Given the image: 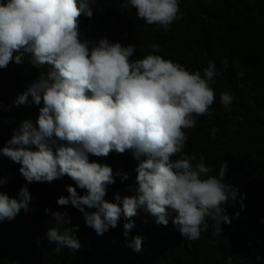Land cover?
Returning <instances> with one entry per match:
<instances>
[{"label":"clouds","instance_id":"9594fccd","mask_svg":"<svg viewBox=\"0 0 264 264\" xmlns=\"http://www.w3.org/2000/svg\"><path fill=\"white\" fill-rule=\"evenodd\" d=\"M91 3L95 0L0 2V69H17L13 67L29 54L43 74L14 101L16 106L25 105L31 97L33 108L43 107L35 125L23 121L0 149L21 165L22 178L17 198L7 195V187L0 191V221L22 218L20 210L28 211L34 194L29 191L67 189L69 195L60 196L57 204L77 208L85 224L101 236L110 227L116 233L124 216L129 222L123 225V235L129 240L131 218L140 208L165 226L175 213L172 223L191 240L199 238L202 225L207 226L206 217L218 225L230 224L234 219L226 212L238 189L224 182L227 163L214 176L204 156L182 154L199 124L195 117L211 114L215 62L209 61L202 72L190 71L157 54L133 60L136 46L128 39L90 42L78 19L94 15ZM129 4L133 8L124 11L133 12L151 29L158 24L167 30L183 16L179 0H127L121 6ZM151 48L153 53L161 50L159 44ZM228 66L225 58L223 67ZM220 101L228 108L233 96L221 92ZM89 154L101 157L90 162ZM133 155L147 158L141 162ZM65 175L72 179L68 184L62 181ZM9 180L0 179L4 184ZM135 183L136 194L121 198L127 191L135 192ZM33 215L27 217L39 219ZM67 215L52 212L57 226L50 228L40 217L36 236L49 229L50 242L78 251L79 225L66 227L71 224ZM128 246L140 252L142 237H132Z\"/></svg>","mask_w":264,"mask_h":264},{"label":"trees","instance_id":"16d2710c","mask_svg":"<svg viewBox=\"0 0 264 264\" xmlns=\"http://www.w3.org/2000/svg\"><path fill=\"white\" fill-rule=\"evenodd\" d=\"M124 1L127 0L91 3L94 15L78 19L84 39L98 42L107 38L112 43L128 39L136 46L133 60L157 54L190 71L202 72L209 61L215 62L217 75L212 82L215 100L209 108L211 114L195 117L199 124L182 154L204 156L206 166L213 168L210 175L214 176H218L221 164L227 163L224 182L238 189L236 200H230L233 207L226 212L234 220L218 225L206 217L207 226L202 225L199 238L191 240L182 236L172 223L175 213H171L165 226L140 208L131 218L134 227L128 240L124 238L123 225L129 220L124 216L116 233L117 229L110 227L102 236L97 235L85 224L77 208L57 204L60 196L69 195L67 189L29 191L34 194L28 211L20 210L24 219L0 221V264H264V0H179L183 16L167 30L158 24L151 29L133 12L124 11L133 8L130 4L127 8L121 6ZM153 44H159L161 50L153 53ZM225 58L229 65L226 69ZM30 59L26 54L13 67L17 69L8 71V66L0 69V149L23 121L30 120L35 125L43 107L40 104L33 108L31 97L28 104H14L43 75ZM48 71L50 66L44 74ZM241 72L243 76L239 75ZM221 92L233 96L228 108L220 101ZM100 157L89 154V161L95 162ZM133 158L138 160L134 155ZM146 158L142 155L138 161ZM20 167L0 152V179L10 178L8 184L0 181V191L7 187L10 198H17L22 188ZM62 181L68 184L72 179L65 175ZM136 188L135 183V192L127 191L121 198L135 195ZM77 192L85 194L83 189ZM45 208L49 211L45 212ZM85 210L95 211L87 207ZM55 211L68 214L71 224L66 227L79 225L75 232L81 243L78 251L50 242L49 229L36 236L42 216L47 228L57 226L52 216ZM30 213L39 219L28 218ZM59 227L63 231L65 226ZM135 236L142 237L140 252L128 246Z\"/></svg>","mask_w":264,"mask_h":264},{"label":"bare ground","instance_id":"6f19581e","mask_svg":"<svg viewBox=\"0 0 264 264\" xmlns=\"http://www.w3.org/2000/svg\"><path fill=\"white\" fill-rule=\"evenodd\" d=\"M214 136V135H213Z\"/></svg>","mask_w":264,"mask_h":264}]
</instances>
